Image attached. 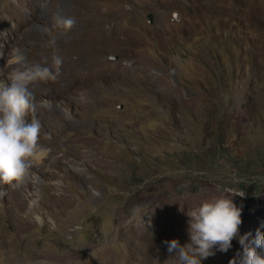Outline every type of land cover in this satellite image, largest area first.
I'll list each match as a JSON object with an SVG mask.
<instances>
[{
  "label": "rangeland",
  "instance_id": "1",
  "mask_svg": "<svg viewBox=\"0 0 264 264\" xmlns=\"http://www.w3.org/2000/svg\"><path fill=\"white\" fill-rule=\"evenodd\" d=\"M54 4L75 12L70 31L27 33L35 10L22 27L32 8L51 22V0H0V72L50 60L52 40L63 52L57 80L29 86L42 124L31 167L0 182V264H178L163 241L186 243L187 212L232 191L245 192L240 235L264 233V0ZM93 28L110 34L109 70L67 88L71 33ZM240 250L233 239L201 264Z\"/></svg>",
  "mask_w": 264,
  "mask_h": 264
},
{
  "label": "clouds",
  "instance_id": "2",
  "mask_svg": "<svg viewBox=\"0 0 264 264\" xmlns=\"http://www.w3.org/2000/svg\"><path fill=\"white\" fill-rule=\"evenodd\" d=\"M53 27L70 31L76 24L71 15L54 13ZM49 59L25 62L17 56L18 65L10 74L0 72V182L10 184L21 180L31 167V158L39 150L42 128L36 115L37 106L30 85L34 82L56 81L61 72L63 57L54 40ZM31 117L30 120L27 117ZM244 197L243 191H232L228 195L202 202L187 212L188 241L181 244L176 238L165 240L168 255L175 254L178 264H201L215 250L227 252L233 239L241 245L228 264H264V233L257 229L254 238L240 235L242 205L238 206L233 196Z\"/></svg>",
  "mask_w": 264,
  "mask_h": 264
},
{
  "label": "bare ground",
  "instance_id": "3",
  "mask_svg": "<svg viewBox=\"0 0 264 264\" xmlns=\"http://www.w3.org/2000/svg\"><path fill=\"white\" fill-rule=\"evenodd\" d=\"M54 2H55V0H51V3L53 5V8H52L53 11L52 12L53 13H57V12L60 13L61 9L59 7H56ZM75 4H76V2H75ZM76 8H77V6H76ZM31 11H34L33 13L35 14L36 17L33 20V23L31 22L32 24L28 27L27 33L36 32V29L32 28V25L34 23H39L42 26L43 25L50 26L52 24L50 22V20L45 15H42L41 12L39 13L38 9L32 8V9L29 10L30 13L28 12L26 14L20 15L19 22L22 23V27H24V26H26L28 24V20L27 19L31 15ZM77 11H79L78 13H80V10H77ZM73 12L74 11H72V14H73ZM68 13H66V15ZM72 14L69 13L68 15L72 16ZM86 17H87V15H86ZM87 21H89V20H87ZM90 26H93V24L90 25ZM81 35L84 36L83 39H79ZM108 35H110V34H108L105 30L97 31L95 28L91 29L88 34H85L82 31H79V29L76 30L75 32L71 33V38L73 39L71 41L73 42V45L75 47V50H74V55L75 56L72 57V61H73L72 67L74 66L75 73H74L73 77L71 78V80L69 81V84H68L67 88H70V87L78 85L81 78H86L87 79L88 77H90L91 75L93 76V74H95V73H97L99 71L105 73V70L106 71L109 70L108 66L105 63V60L100 59L99 57L101 55H98L99 54L98 53V47L101 44H103L104 42H106V39L108 38ZM120 39H122V38H120ZM17 43H19V41ZM58 48H60V47H58ZM61 55H63V52L61 53ZM45 57L46 56H39V57L34 58V60L36 62H39ZM17 66L18 65L15 63V67H17ZM125 67H127V65ZM103 76H105L107 78L109 77L108 74H105ZM53 91H55V90H53Z\"/></svg>",
  "mask_w": 264,
  "mask_h": 264
},
{
  "label": "water",
  "instance_id": "4",
  "mask_svg": "<svg viewBox=\"0 0 264 264\" xmlns=\"http://www.w3.org/2000/svg\"><path fill=\"white\" fill-rule=\"evenodd\" d=\"M146 18H147L148 23L151 24L152 23V14L148 13L147 16H146Z\"/></svg>",
  "mask_w": 264,
  "mask_h": 264
}]
</instances>
